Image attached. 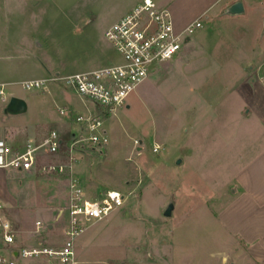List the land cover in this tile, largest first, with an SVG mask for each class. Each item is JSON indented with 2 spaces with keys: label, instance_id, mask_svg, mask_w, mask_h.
<instances>
[{
  "label": "rangeland",
  "instance_id": "rangeland-1",
  "mask_svg": "<svg viewBox=\"0 0 264 264\" xmlns=\"http://www.w3.org/2000/svg\"><path fill=\"white\" fill-rule=\"evenodd\" d=\"M153 1L159 7H177L191 17L213 0ZM230 1L219 2L202 18L203 28L191 41L182 40L181 50L157 68L126 106L102 119L108 146L87 147L77 155L75 177L88 198L100 200L111 190L125 195L123 206L110 214L122 213L121 218L110 224H89L87 236L124 243L132 264H217L220 259L223 264L231 258L230 249L224 251L226 255L218 254L230 244L220 243L217 220L220 210L230 205L235 190L230 183L262 143L255 124L245 120L248 110L241 115L237 110L242 106L232 103L235 82L246 76L239 69L250 73L252 64L248 67L245 62L256 60L251 52L259 51L261 42H254L256 23L250 14L238 25L228 18L216 19ZM142 2L38 0L28 9L29 30L37 36L30 41L35 59L18 65L21 70L13 79L5 71L12 67L10 63L0 68V83H13L6 85V103L0 98V139L7 140L11 155L23 151L26 144H40L51 131L70 143L75 140L73 133L78 138L85 135L77 119L96 117L93 102L60 84L47 83L28 91L23 83L47 80L57 73L95 71L114 60L122 63L106 32ZM3 4L0 0L2 10ZM14 97L25 102L26 113L3 115ZM60 110L66 114L62 116ZM63 155L49 156L43 149L30 172L0 170V200L12 205L10 218L21 229L16 243L27 239L37 222L42 223L45 237L48 225L56 224L57 218L56 228L68 227V179L39 169L66 164L68 158ZM172 200L175 211L166 219L163 212ZM1 252L11 258L10 252Z\"/></svg>",
  "mask_w": 264,
  "mask_h": 264
},
{
  "label": "built area",
  "instance_id": "built-area-1",
  "mask_svg": "<svg viewBox=\"0 0 264 264\" xmlns=\"http://www.w3.org/2000/svg\"><path fill=\"white\" fill-rule=\"evenodd\" d=\"M203 28L202 19H198L182 31H177L171 12L166 7H159L153 0H143L125 17L115 23L106 32V38L122 57L123 62L100 70L61 76L47 79L27 81L23 83L25 90L40 89L47 83H55L73 90L80 97L100 105L110 112L123 108L127 100L143 85L157 68L170 60L181 50V41L191 40L192 36ZM6 85H0V98L7 101ZM96 112V110H95ZM63 116L65 111L60 110ZM96 112V117L78 118L85 133L73 142H64L56 131L43 139L40 144H27L23 151L11 155L7 142L0 139V170L14 169L19 172H30L37 167L38 153L46 149L47 155L64 154L66 164L46 165L39 169L48 175H57L68 179V214L69 225L65 230V242L62 248L47 247L21 248L10 252L11 258L0 251V264H18L21 259H46L47 264H76L75 243L88 229V225L101 222L121 208L125 195L111 190L100 200L88 198L75 177V164L78 154L85 148L102 149L107 147L109 139L103 128V122ZM65 150V151H64ZM7 206L0 201V234L4 243L15 245V230L12 221L6 216ZM40 226V225H39ZM17 255V256H16Z\"/></svg>",
  "mask_w": 264,
  "mask_h": 264
},
{
  "label": "crops",
  "instance_id": "crops-1",
  "mask_svg": "<svg viewBox=\"0 0 264 264\" xmlns=\"http://www.w3.org/2000/svg\"><path fill=\"white\" fill-rule=\"evenodd\" d=\"M3 1L4 9L2 10L0 8V68H2V64L5 62L6 64L10 63L12 67H9V69L5 71L9 75L8 78L13 79V77L15 78V75L20 72V66L24 61L35 59V53H33L30 41L36 39L37 36L34 35L35 31L31 34L29 30L28 9H30L31 6L34 7V5H37L35 2L38 0ZM221 1L222 0H213L211 6L199 12H195L191 17L186 16L177 7L172 5L167 8L170 10L174 19L176 30L182 31L196 20L204 18ZM239 1L244 5V15L221 17L225 9ZM248 14L253 17L256 23L254 42H261L260 50L253 49L251 52L252 57L247 55L253 59V53L256 54V60L254 62L253 60H247V62H245L248 67L252 64L250 73H248V69H246V71L242 68L239 69L241 74L246 72V76L241 77L235 82L233 88L235 97L232 103L233 106L236 107H238V104L242 106L237 110L241 115L248 110L247 113H245V120L254 123L256 126L254 128L260 131L257 137L261 139L262 147H257V151L253 158L239 173H237L235 179L230 183L235 187L234 192H232L230 205L227 209L223 211L220 210V220H217L221 226L219 232V234H221L219 237L220 243L223 241L228 242L230 247L225 246L228 248H221L218 254L220 257L224 254L226 255L227 252L224 251H229L230 249L228 253L234 264H264V0H248V2L247 0H231L224 6L216 19L223 20L228 18L231 24L238 25L242 18H247ZM207 19L209 18L207 17ZM238 30H241L240 27ZM5 37H8L6 38V43H4ZM190 41L191 40L187 41V43ZM38 47L41 48L40 46ZM119 63L120 62L117 60H114L103 68ZM58 74L60 73L56 75ZM30 81H35V79ZM0 85L12 86L13 83L1 82ZM38 133L39 132L33 134L35 141L39 136ZM74 134L75 133H73L72 136ZM47 136L48 134L44 138ZM3 140L7 142L6 139ZM62 140L66 142L63 138ZM63 154L56 157L60 158ZM76 170L77 168L75 166V171ZM1 202L3 203V201ZM5 205L7 206L5 214L13 223L16 238V235L21 234V229L19 224L10 218L9 210L13 209L12 205ZM120 214L122 213L109 215L105 220L95 223L97 225L115 223L121 218L122 215ZM56 220L57 223H59V218ZM57 223L48 225L49 232L45 237L44 233H41L43 231L42 223L37 222L35 230L30 229L27 232V239H23L21 244L16 243L15 240V245L12 247L7 246L2 239L3 237L0 235L3 240L0 251L6 250L7 252H11L12 250H19L21 248L30 249L39 247L60 249L63 247L66 239L65 230L67 227L56 228L55 225H57ZM97 239L98 240L89 239L87 231L77 239L75 243L76 264H132L127 258L124 243H113V240L108 241L107 237L105 238L103 236ZM20 259L21 258L18 260ZM34 260L36 262L32 264H47L46 259ZM18 264H20V262ZM52 264H56V262ZM217 264H222V259H220Z\"/></svg>",
  "mask_w": 264,
  "mask_h": 264
},
{
  "label": "water",
  "instance_id": "water-1",
  "mask_svg": "<svg viewBox=\"0 0 264 264\" xmlns=\"http://www.w3.org/2000/svg\"><path fill=\"white\" fill-rule=\"evenodd\" d=\"M245 14L244 5L241 1L236 2L235 4L231 5L227 9H225L221 17L229 16V17H236V16H242ZM27 111V105L23 100H20L18 98H11L6 107L3 110V115L10 116V115H19L26 113ZM182 163L181 160L177 162L178 165ZM175 211V202L172 200L166 207V209L163 212V217L166 219H171L173 217ZM223 264H234L231 262V258H225L223 261Z\"/></svg>",
  "mask_w": 264,
  "mask_h": 264
},
{
  "label": "trees",
  "instance_id": "trees-1",
  "mask_svg": "<svg viewBox=\"0 0 264 264\" xmlns=\"http://www.w3.org/2000/svg\"><path fill=\"white\" fill-rule=\"evenodd\" d=\"M95 108L98 116H100L101 118L106 120L110 117L111 112L109 109H106L100 105L95 106Z\"/></svg>",
  "mask_w": 264,
  "mask_h": 264
}]
</instances>
